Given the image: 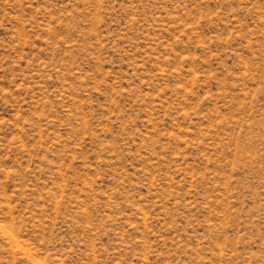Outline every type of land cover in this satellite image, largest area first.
Listing matches in <instances>:
<instances>
[{
	"label": "rangeland",
	"instance_id": "obj_1",
	"mask_svg": "<svg viewBox=\"0 0 264 264\" xmlns=\"http://www.w3.org/2000/svg\"><path fill=\"white\" fill-rule=\"evenodd\" d=\"M0 264H264V0H0Z\"/></svg>",
	"mask_w": 264,
	"mask_h": 264
}]
</instances>
